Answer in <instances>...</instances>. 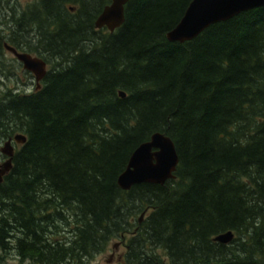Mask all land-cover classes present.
Returning a JSON list of instances; mask_svg holds the SVG:
<instances>
[{
	"label": "trees",
	"instance_id": "16d2710c",
	"mask_svg": "<svg viewBox=\"0 0 264 264\" xmlns=\"http://www.w3.org/2000/svg\"><path fill=\"white\" fill-rule=\"evenodd\" d=\"M191 1L130 0L114 32L95 27L110 0L0 9L11 40L52 64L39 90L0 97V137L27 136L0 184V264L12 250L88 264L126 234V264H264V6L169 41ZM157 131L175 143V178L122 189Z\"/></svg>",
	"mask_w": 264,
	"mask_h": 264
},
{
	"label": "water",
	"instance_id": "95a60500",
	"mask_svg": "<svg viewBox=\"0 0 264 264\" xmlns=\"http://www.w3.org/2000/svg\"><path fill=\"white\" fill-rule=\"evenodd\" d=\"M130 0H111L104 7L95 21V27H106L114 32L125 21V5ZM264 0H192L178 24L167 32L166 36L172 42H186L196 38L210 25L227 21L243 11L263 7ZM12 54L22 62L25 69L35 74L39 82L47 72V62L28 52H21L6 44ZM122 97L126 96L120 91ZM13 140L24 144L27 141L23 133L10 137L1 148L9 158L0 164V183L12 168V158L15 153ZM179 164V156L174 141L163 132H154L150 139L141 143L131 154L126 169L118 178L119 186L129 190L132 186L141 183L164 185L175 178ZM145 212L141 214L142 221ZM235 237L232 230L219 233L215 241L228 243Z\"/></svg>",
	"mask_w": 264,
	"mask_h": 264
},
{
	"label": "rangeland",
	"instance_id": "374dc122",
	"mask_svg": "<svg viewBox=\"0 0 264 264\" xmlns=\"http://www.w3.org/2000/svg\"><path fill=\"white\" fill-rule=\"evenodd\" d=\"M28 0H20V3L25 5L29 4ZM13 3H11L12 5ZM6 3L0 4V9L5 7ZM2 16L0 17V37L6 36L11 32V29L7 28V26H2L1 23ZM52 68V64H48V70ZM35 89V82L32 73L23 68L21 62L15 58V56L7 50H0V97L3 96L7 91L11 90L14 93L23 91L27 89L31 91ZM4 145L3 137H0V147ZM19 145L16 146L18 148ZM6 158H0V162L5 161ZM71 234L69 231H62L60 235L62 237H69ZM131 234H126L124 237H117L113 239L106 250L102 253L96 255L88 264H126V245L121 241H125L126 244L129 243V239ZM123 245H122V244ZM114 244H118V251L116 249L114 258H110L111 254L114 251ZM159 253H163V251L158 250ZM4 254V261L2 264H34L31 258H24L18 254L16 250H12L9 254Z\"/></svg>",
	"mask_w": 264,
	"mask_h": 264
},
{
	"label": "flooded vegetation",
	"instance_id": "af4514ba",
	"mask_svg": "<svg viewBox=\"0 0 264 264\" xmlns=\"http://www.w3.org/2000/svg\"><path fill=\"white\" fill-rule=\"evenodd\" d=\"M6 1V0H5ZM29 1V4H27V5H25L24 7L22 6L23 4H21L20 3V0H8V1H6V3H9L10 4V6H12V7H14L15 5H17L18 6V12H19V14H23V13H26L27 12V10H29V9H31V8H33L34 9V6H37L38 5V2H40L41 0H28ZM27 1V2H28ZM110 2H111V0H110ZM2 2H0V4H1ZM11 3H13L12 5H11ZM108 5V4H107ZM65 8L67 9L68 8V10L69 11H75V6H73V5H71V4H66L65 5ZM35 10V9H34ZM35 12H36V10H35ZM1 23H2V21H1ZM12 30H11V32L8 34V35H6V36H2V37H0V50L1 49H3V50H7V51H9L10 53H12L7 47H6V44L7 45H9V46H11V47H14L15 49H17L18 51H21V52H28V53H31V54H40L37 50L38 49H34V51L33 50H31L30 51V49H29V47L26 45V44H24V43H18V42H16L15 40L14 41H12L11 39H12ZM37 36L36 35H34V36H32L31 38H29V40L32 42V43H34V44H37V45H39V41H37ZM33 47H37V48H39V49H42V52H43V54H47L48 52H49V50H48V47H46V44L44 45V46H36V45H33ZM41 55V54H40ZM16 58V57H15ZM18 60V59H17ZM19 61V60H18ZM20 62V61H19ZM46 62H47V60H46ZM22 63V62H21ZM48 62H47V70H48ZM23 65V64H22ZM32 73V72H31ZM32 75H33V77H34V82H35V89H34V85H33V89L34 90H36V89H38L40 86L38 85V83H37V81H36V77H35V74L34 73H32ZM33 90H31V92H32ZM16 93H24V94H29L30 93V91H28L27 89H24L23 91H20V92H16ZM10 137V136H9ZM8 137V138H9ZM8 138H3L4 139V143H5V141L8 139ZM2 158V157H1ZM3 158H5V156H3ZM121 242H123V244H125L126 245V249H127V252L129 251V249H130V247H129V245L128 244H126L125 243V241L123 240V241H121ZM122 244V243H121ZM122 244V245H123ZM114 251H113V254H111V257L110 258H114V256H115V252H116V249H117V251H118V244H114ZM126 255H127V253H126ZM126 257V256H125Z\"/></svg>",
	"mask_w": 264,
	"mask_h": 264
},
{
	"label": "bare ground",
	"instance_id": "6f19581e",
	"mask_svg": "<svg viewBox=\"0 0 264 264\" xmlns=\"http://www.w3.org/2000/svg\"><path fill=\"white\" fill-rule=\"evenodd\" d=\"M32 55H34V56H38V57H41V56L36 55V54H32ZM41 58H43V57H41ZM43 59H44V58H43ZM44 60H45V59H44ZM45 61H46V60H45ZM23 68H24V66H23ZM24 69H25V68H24ZM25 70H27V69H25ZM47 72H48V70H47ZM47 72H46V74H47ZM46 74H45V76H46ZM45 76H44V77H45ZM35 77H36V76H35ZM44 77H43L39 82H38L37 79H36L38 85L40 86V87H39L38 89H36V90H39V89L42 87V81H43ZM36 90H34V91H36ZM19 133H21V132H19ZM16 134H18V133H16ZM16 134H15V135H16ZM23 134H24V133H23ZM15 135L10 136V137L13 138ZM24 135H25V134H24ZM10 137H9V138H10ZM26 137H27V136H26ZM9 138H8V139H9ZM170 138H171V137H170ZM8 139H7V140H8ZM171 139H172V138H171ZM7 140H6V141H7ZM6 141H5V142H6ZM4 144H5V143H4ZM12 144L14 145L15 152H16V150H17V148H16L17 145H19V146L23 145V144L17 143L15 140H13ZM3 146H4V145H3ZM3 146L0 147V153L2 154L1 157L5 156L6 160H8L9 157L1 151V148H2ZM14 155H15V153H14ZM13 157H14V156H13ZM6 160H5V161H6ZM5 161H3V162H5ZM12 161H13V158H12ZM3 162H0V164L3 163ZM3 180H4V178H3ZM2 182H3V181H2ZM2 182H1V183H2ZM1 183H0V184H1ZM227 231H229V230H227ZM225 232H226V231H225ZM222 233H223V232H222ZM217 242H218V241H217ZM230 242H231V241H230ZM230 242H228V243H230ZM220 243H222V242H220ZM228 243H224V244H228Z\"/></svg>",
	"mask_w": 264,
	"mask_h": 264
}]
</instances>
